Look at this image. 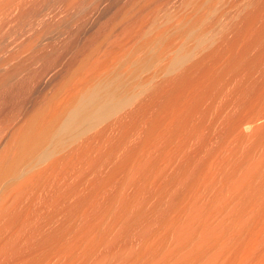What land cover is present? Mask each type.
<instances>
[{
	"label": "bare ground",
	"instance_id": "obj_1",
	"mask_svg": "<svg viewBox=\"0 0 264 264\" xmlns=\"http://www.w3.org/2000/svg\"><path fill=\"white\" fill-rule=\"evenodd\" d=\"M226 1L15 0L0 264H264V0Z\"/></svg>",
	"mask_w": 264,
	"mask_h": 264
},
{
	"label": "rangeland",
	"instance_id": "obj_2",
	"mask_svg": "<svg viewBox=\"0 0 264 264\" xmlns=\"http://www.w3.org/2000/svg\"><path fill=\"white\" fill-rule=\"evenodd\" d=\"M2 0H0V2H1ZM231 0H227L226 1V7L228 8V6L227 5H229V8L228 9H226V7H225V9H226V13H228L229 12V10L231 11H233V10H235V1L236 0H233V2L231 1ZM7 0H4V2H2V4L4 3L5 5L6 4H8V5H6L7 6V8H6V6L5 7H3V9H2V11H0V27H2V33L0 34V38L4 41L5 39H6V36L8 37L9 35H10V33H9V31H11L12 30V33H11V36H9L7 39H9L6 43L7 44H5V42L3 43V41L2 40H0V41H2L1 43H0V48L1 49H3V47H2V45L4 44V45H6V46H4V51L2 52V51H0V53L1 54H3L2 55V57L4 56H7L8 57V54L7 53H10L9 52V50L8 49H12V47H14V45H15V43H16V41L18 40V39H20V38H17V39H14L15 38V36H16V33L15 32H13L14 31V29H15V27L17 26V17L19 16V13H17L18 12V10H16V7H17V5L15 4V0L14 1H11L10 2V0H9V3L7 2ZM13 3V5H11ZM16 3H17V0H16ZM228 3V4H227ZM230 3H232V4H230ZM2 5V6H3ZM9 6H10V8H9ZM11 6H13V8H14V14H13V8L11 7ZM5 8V9H4ZM8 9V10H7ZM3 10H6V11H3ZM12 10V11H11ZM18 16H17V15ZM17 16V17H16ZM2 18V19H1ZM6 34V35H5ZM15 34V35H14ZM3 35H4V37H5V39H3L4 37H3ZM13 35V36H12ZM18 35V34H17ZM19 36V35H18ZM18 36H16V37H18ZM11 37V38H10ZM14 37V38H13ZM20 37V36H19ZM12 38H13V41L15 42L14 43V45H12ZM11 40V42L9 43L10 45H8V42ZM6 41V40H5ZM12 45V46H11ZM7 46H10V47H8L7 48ZM6 48V49H5ZM0 49V50H1ZM11 51V50H10ZM4 52H6L5 54H4ZM0 54V55H1ZM6 58V57H5Z\"/></svg>",
	"mask_w": 264,
	"mask_h": 264
}]
</instances>
